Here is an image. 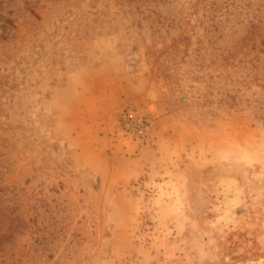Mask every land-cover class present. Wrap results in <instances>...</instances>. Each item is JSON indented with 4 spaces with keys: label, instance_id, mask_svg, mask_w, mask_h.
Masks as SVG:
<instances>
[{
    "label": "rangeland",
    "instance_id": "374dc122",
    "mask_svg": "<svg viewBox=\"0 0 264 264\" xmlns=\"http://www.w3.org/2000/svg\"><path fill=\"white\" fill-rule=\"evenodd\" d=\"M0 264H264V0H0Z\"/></svg>",
    "mask_w": 264,
    "mask_h": 264
},
{
    "label": "built area",
    "instance_id": "2783aa9c",
    "mask_svg": "<svg viewBox=\"0 0 264 264\" xmlns=\"http://www.w3.org/2000/svg\"><path fill=\"white\" fill-rule=\"evenodd\" d=\"M145 124L141 121V123H139L138 124V121L136 120L135 122H134V133L136 134V135H142V133H143V131H144V129L146 128V126H144Z\"/></svg>",
    "mask_w": 264,
    "mask_h": 264
}]
</instances>
